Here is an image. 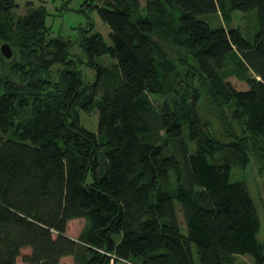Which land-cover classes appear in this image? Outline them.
<instances>
[{"label":"trees","instance_id":"1","mask_svg":"<svg viewBox=\"0 0 264 264\" xmlns=\"http://www.w3.org/2000/svg\"><path fill=\"white\" fill-rule=\"evenodd\" d=\"M27 3L17 15L0 0L15 50L0 49V264H264L256 205L231 181V157L264 164V0H100L112 44L93 22L80 40L93 82ZM233 11H257L253 42L200 19ZM81 111L98 112L97 132Z\"/></svg>","mask_w":264,"mask_h":264},{"label":"rangeland","instance_id":"2","mask_svg":"<svg viewBox=\"0 0 264 264\" xmlns=\"http://www.w3.org/2000/svg\"><path fill=\"white\" fill-rule=\"evenodd\" d=\"M19 5L17 10L15 11L17 15H24L28 11V3H34L35 7H45L47 11V26L51 29V37H59L64 41L68 42L70 45V53L73 55L72 57L77 61V67L82 72L85 79L89 82L95 81V74L91 71L86 65V54L84 53L80 40L82 35L86 34V30L88 29L89 23L93 22L94 28L93 32H99L103 35L105 42L108 45H111V39L109 34L111 32L110 27L103 23L95 10L94 5L99 4L100 0H15ZM141 4H145L146 0H140ZM208 23H210L214 27H225L230 29L232 27L238 28L243 36L248 39L250 42L254 41V38L258 32V18L257 11L250 12H240L233 11L232 13V22L227 24L223 21L219 14L214 16H202L200 18ZM7 42L0 43V49L3 44ZM9 44V43H7ZM12 51L13 57L15 54V50L11 44H9ZM9 61V60H7ZM97 61L101 64H104L108 67H111L115 61L112 60L110 55H103L100 58H97ZM7 62H4L0 65V73L4 71L8 73L4 68ZM4 65V66H3ZM58 68H55V70ZM229 81L238 89L246 90L248 85L238 79L237 77L229 78ZM155 107L158 109L160 104L162 103V98L160 97H151ZM207 112V113H205ZM205 113V116H204ZM201 117L203 120L211 121L214 124L215 129L219 127V124L216 123L215 119L213 120L211 116L210 110L203 111L201 110ZM80 119L83 125L91 131L97 132V123H98V112H93L90 114H86L84 112H80ZM210 122V123H211ZM229 151L219 152L214 156L215 159H223L225 156L229 157ZM231 156V155H230ZM232 158L231 164V181L232 182H241L244 183L249 193L256 205L257 212L260 219L261 229L258 234V239L264 243V169H263V159H251L247 166L242 165V162L236 158ZM224 162V161H223ZM177 214L178 218H180V224L184 228V222L182 218L181 206L177 202ZM86 225L85 220H74L69 223V231L70 236L74 238H78L81 234L83 228ZM29 249H24L23 254L29 253ZM238 263L242 264H254L253 259L249 256H242L237 258ZM19 264H22L19 260ZM61 264H75V260L73 257H66L62 259Z\"/></svg>","mask_w":264,"mask_h":264},{"label":"water","instance_id":"3","mask_svg":"<svg viewBox=\"0 0 264 264\" xmlns=\"http://www.w3.org/2000/svg\"><path fill=\"white\" fill-rule=\"evenodd\" d=\"M1 53L6 59H11L13 56V51L9 44L5 43L1 47Z\"/></svg>","mask_w":264,"mask_h":264}]
</instances>
